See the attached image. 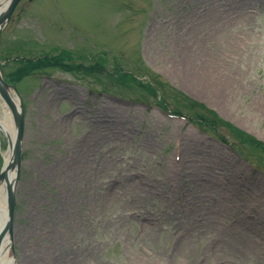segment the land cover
<instances>
[{
	"label": "rangeland",
	"instance_id": "rangeland-1",
	"mask_svg": "<svg viewBox=\"0 0 264 264\" xmlns=\"http://www.w3.org/2000/svg\"><path fill=\"white\" fill-rule=\"evenodd\" d=\"M0 70L24 116L13 264H264V214L201 185H249L264 212V153L195 120L264 144V0H20Z\"/></svg>",
	"mask_w": 264,
	"mask_h": 264
},
{
	"label": "bare ground",
	"instance_id": "bare-ground-1",
	"mask_svg": "<svg viewBox=\"0 0 264 264\" xmlns=\"http://www.w3.org/2000/svg\"><path fill=\"white\" fill-rule=\"evenodd\" d=\"M9 3V0H0V14L3 13V11L6 9L7 5ZM187 53L189 54V51H187ZM203 70V69H201ZM203 73V72H202ZM200 74V71H198L196 73V75L190 76L191 80L196 83L199 84L203 81V78L207 77V80H209L210 75L206 76L205 73ZM198 74V75H197ZM200 75V77H199ZM3 106V113L0 116V131H2L10 140L11 143H13L14 141V129H13V125L11 122V115L9 114V109L7 108L6 104L3 102L2 104ZM90 143V142H88ZM184 148L187 149L189 146H187V144L184 142L183 144ZM187 146V148L185 147ZM12 150L9 149L6 151V153H4L3 159H4V165L6 167V165H8L11 161L12 158ZM186 154V153H185ZM182 156V154H181ZM185 157H182L181 162H180V166H185L186 161H189V159H187ZM79 165H75L73 168L71 167V171H72V175H75L76 170L78 168ZM13 171L9 170L7 173L8 179L11 181L13 179ZM219 182H221L219 180ZM134 184L141 188L143 185V180L140 179H136V181L134 182ZM220 183L218 182H213V181H205V182H201V185L203 186V188H207L206 193L208 192L213 193L215 192L216 197H218L219 202L223 203V206H220V210H222L224 213H232L235 212L239 207L238 205L242 202H247L249 203V205H251L254 209L259 210V213H263V209H262V203L261 200L257 197V195H255L256 193L254 192V190L249 187V185H243V188L241 187V189L238 187L237 190L235 191H230L229 189H226L227 194H230L231 197H228L226 195H222L219 192L215 191L214 189L217 188L216 185H218ZM143 188V187H142ZM224 191V190H223ZM225 193V191H224ZM6 195V184L5 182H0V231L2 230V227L4 226L5 220H6V205H5V196ZM209 200L208 202V208L211 209H215V206L213 205V203L215 202L214 197H212V195L208 196ZM225 202V203H224ZM262 215V214H261ZM261 224H263V220L260 222ZM255 224L254 221H250L247 219V221H244L243 224H241L240 226H242V229L239 230V234L238 235H233L232 238H234V242L237 246L239 247H244L247 243L248 240L252 237V235L254 236H260L259 230L257 228H254L253 225ZM10 246V242H9V238L8 235H6L4 237V240L2 241V244L0 245V264H13L11 258L9 257V247Z\"/></svg>",
	"mask_w": 264,
	"mask_h": 264
},
{
	"label": "water",
	"instance_id": "water-1",
	"mask_svg": "<svg viewBox=\"0 0 264 264\" xmlns=\"http://www.w3.org/2000/svg\"><path fill=\"white\" fill-rule=\"evenodd\" d=\"M20 0H9V3L3 13L0 14V31L7 23L8 19L12 14V10L16 7L17 3ZM16 95V89L11 85L5 83L2 78L0 72V97L5 102L7 107L10 110V114L12 115V122L14 125V141L13 143H9V149L12 150V158L11 161L6 167H3L0 171V182H5L6 184V195L5 197V207H6V220L2 230L0 231V245L4 240L6 235H10L12 231V224H13V213L15 206V185L17 183V179L20 171V161H21V153H22V138H23V114L21 106L16 104L15 98L13 93ZM9 170L15 171V175H13V179L10 181L8 179L7 173ZM12 252L14 254V249L11 246ZM1 256V254H0Z\"/></svg>",
	"mask_w": 264,
	"mask_h": 264
},
{
	"label": "trees",
	"instance_id": "trees-1",
	"mask_svg": "<svg viewBox=\"0 0 264 264\" xmlns=\"http://www.w3.org/2000/svg\"><path fill=\"white\" fill-rule=\"evenodd\" d=\"M45 62H49V63H57L61 66H63L64 64H60L58 60H55V61H49V60H46L45 59H37L35 61H31L30 64L28 66H30L31 68L30 69H36L38 67H41V66H44V63ZM26 66V67H28ZM29 69V70H30ZM21 69H19L17 72H15L14 74H12L10 77L12 78H16V77H20V75H22V73L19 74ZM29 70H26L29 71ZM11 83V81H9ZM203 111H205V115L207 116H204L202 115L200 112L198 115H196V118L195 120L197 121V123H201L202 125H204L205 128H207L208 130H211L212 132L214 133H218V126L219 125H222L224 126L225 128H229L231 130V132L236 136L238 137V139L240 141H244L246 142L247 144H250L252 146H254L255 148H257L258 150H260L261 152L264 153V144L263 143H260L258 140L250 137L249 135H247L246 133L244 132H241L240 130L232 127L231 125L223 122L222 120H220L216 114H214V112L212 113V111L210 110H207L205 109L204 107H200ZM176 113H179V112H176Z\"/></svg>",
	"mask_w": 264,
	"mask_h": 264
}]
</instances>
